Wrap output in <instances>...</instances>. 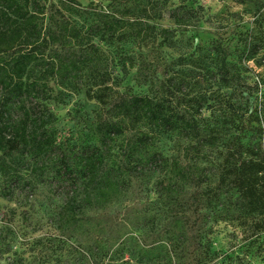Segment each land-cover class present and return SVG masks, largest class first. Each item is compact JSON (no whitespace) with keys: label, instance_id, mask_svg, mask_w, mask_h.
<instances>
[{"label":"trees","instance_id":"obj_1","mask_svg":"<svg viewBox=\"0 0 264 264\" xmlns=\"http://www.w3.org/2000/svg\"><path fill=\"white\" fill-rule=\"evenodd\" d=\"M100 1L106 6L97 10L73 0H0V199L58 202L52 219L60 236L92 242L102 257L132 228L151 227L152 242H165L176 264H208L202 242L207 226L223 221L258 228L255 218L264 215L259 143L244 145L237 135L212 187L202 164L226 131L247 132L231 95L244 86L238 64L264 49V2L233 0L252 3L257 15L253 31L238 35L233 50L232 41L217 38L196 46L197 59L158 64L121 54L125 43L157 35L172 46L173 32L149 23L163 18L166 1ZM192 15L180 6L167 18L184 25ZM104 48L119 51L123 69L136 68V84L145 93L114 90ZM50 84L87 88L99 106L87 134L58 138L57 118L45 104ZM214 86L230 90L229 98L214 100ZM249 118L247 124L257 121ZM169 134L185 142L178 157L160 149L159 138ZM154 175L167 209L162 222L139 203L125 210V220H112L107 208L141 191ZM8 252L0 231V260Z\"/></svg>","mask_w":264,"mask_h":264},{"label":"rangeland","instance_id":"obj_2","mask_svg":"<svg viewBox=\"0 0 264 264\" xmlns=\"http://www.w3.org/2000/svg\"><path fill=\"white\" fill-rule=\"evenodd\" d=\"M73 1L83 7L92 3L97 10L106 6L100 0ZM165 1L163 18L151 20L149 23L155 25L158 31H172V46L168 47L157 35L141 44L125 43L121 55L135 59L143 56L146 60L158 64L169 63L180 56L194 60L200 55L195 49L197 45H207L217 38L225 43L232 41L233 50L238 35L252 32L257 18L252 3L237 4L233 0ZM180 6L193 10V15L184 25L174 24L167 18L168 11ZM78 23L83 21L80 19ZM94 42L97 43L96 40ZM104 49L115 79L114 90L122 92L128 89L145 93L146 88L136 84V68L125 64L123 69L119 51ZM230 59L233 60L234 55H231ZM238 65L243 69L241 73L244 86L231 97L235 110L246 119L243 121L247 132L240 134L234 128L226 131L218 147L207 155L202 164L208 169L210 187L214 185L226 149L237 135L244 145L250 140L252 144L259 143L260 152L264 154V49L255 59L242 61ZM50 86L53 87L52 84ZM216 89L217 86L212 89L213 99L229 98L230 90ZM86 90L87 88L80 84H72L62 88L53 87L49 92L50 98L45 104L57 118L55 127L59 139L74 140L80 133L89 132L99 106L86 96ZM203 114L209 115L208 112ZM248 117L250 120L256 118L257 121L247 124ZM256 129L260 130V134ZM159 139L160 149L166 157L181 155L185 142L176 135H163ZM158 179V176H152L141 191L131 190L113 202L106 210L110 218L125 220L128 217L125 210L139 203L144 205L147 215H154L157 222H162L167 209L157 192ZM58 205V202L48 201L28 203L22 198L12 201L0 199V231L9 245V252L3 256L0 264L11 261L16 264H176L165 242H152L154 229L151 227L132 228L106 257L101 256L92 242L66 241L60 236L52 219ZM255 221L258 228L254 225L241 226L223 221L207 226V230L202 234V242L208 252V264H264V215L255 218Z\"/></svg>","mask_w":264,"mask_h":264}]
</instances>
